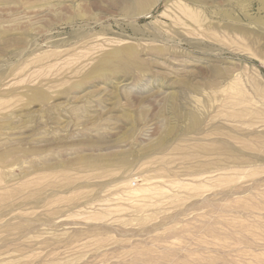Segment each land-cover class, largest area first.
<instances>
[{
    "label": "rangeland",
    "instance_id": "rangeland-1",
    "mask_svg": "<svg viewBox=\"0 0 264 264\" xmlns=\"http://www.w3.org/2000/svg\"><path fill=\"white\" fill-rule=\"evenodd\" d=\"M263 1L0 0V264H264Z\"/></svg>",
    "mask_w": 264,
    "mask_h": 264
},
{
    "label": "bare ground",
    "instance_id": "bare-ground-1",
    "mask_svg": "<svg viewBox=\"0 0 264 264\" xmlns=\"http://www.w3.org/2000/svg\"><path fill=\"white\" fill-rule=\"evenodd\" d=\"M263 8H264V1H263ZM263 26H264V21H263ZM247 35V34H246Z\"/></svg>",
    "mask_w": 264,
    "mask_h": 264
}]
</instances>
